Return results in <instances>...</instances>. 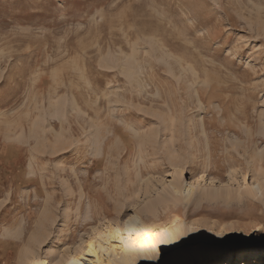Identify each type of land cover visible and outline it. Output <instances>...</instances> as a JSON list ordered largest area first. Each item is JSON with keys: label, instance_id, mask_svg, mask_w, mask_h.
<instances>
[{"label": "rangeland", "instance_id": "374dc122", "mask_svg": "<svg viewBox=\"0 0 264 264\" xmlns=\"http://www.w3.org/2000/svg\"><path fill=\"white\" fill-rule=\"evenodd\" d=\"M209 177L237 196L147 264H264V0H0V264H86L143 183Z\"/></svg>", "mask_w": 264, "mask_h": 264}, {"label": "bare ground", "instance_id": "6f19581e", "mask_svg": "<svg viewBox=\"0 0 264 264\" xmlns=\"http://www.w3.org/2000/svg\"><path fill=\"white\" fill-rule=\"evenodd\" d=\"M144 168L136 171L135 181L128 174L127 181L131 186L139 185L144 176L154 178L159 173L155 168ZM209 178V181L203 185L187 188H183L181 183H176L156 190L149 188L150 182L143 183L145 188L141 194L148 198L147 203L141 207L140 204L133 205L132 202H128L124 204L125 208L124 206L122 208L124 211L120 208V211L112 214L106 222L107 224L96 234L97 236L89 238L84 243L83 254L92 258L88 259L86 264H147L162 251H170L177 245L186 244L199 238L200 233L186 234L188 225L195 221L196 216L199 215L196 220H203L205 218L203 212H217L227 208L234 199L233 197L237 196V191L232 190L227 182L214 177ZM151 187L155 188L152 183ZM133 190L135 189L133 188ZM136 193L139 195L140 191L137 190ZM170 193L179 194V200L162 215L154 214L152 219H149L150 221L144 220V210L166 198ZM235 240L231 239L230 241L234 242ZM226 247L228 246L226 245ZM218 249L219 251L213 252L214 255H220L222 250L227 248L220 246L214 250ZM52 252V249H47L40 254L37 253L28 264H40V259L43 256L48 258ZM166 260L170 264H181L184 261L183 253H171ZM64 261L62 264H84L75 260Z\"/></svg>", "mask_w": 264, "mask_h": 264}]
</instances>
